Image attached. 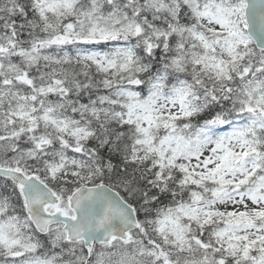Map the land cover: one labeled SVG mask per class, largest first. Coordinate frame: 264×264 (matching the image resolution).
Instances as JSON below:
<instances>
[{
    "label": "snow or ice",
    "instance_id": "1",
    "mask_svg": "<svg viewBox=\"0 0 264 264\" xmlns=\"http://www.w3.org/2000/svg\"><path fill=\"white\" fill-rule=\"evenodd\" d=\"M0 264H264V0H0Z\"/></svg>",
    "mask_w": 264,
    "mask_h": 264
}]
</instances>
